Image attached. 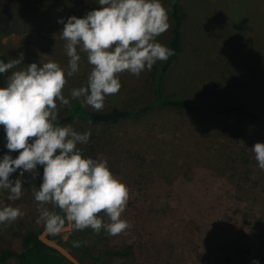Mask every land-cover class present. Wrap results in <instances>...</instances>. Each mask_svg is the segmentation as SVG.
I'll list each match as a JSON object with an SVG mask.
<instances>
[{"label": "rangeland", "instance_id": "1", "mask_svg": "<svg viewBox=\"0 0 264 264\" xmlns=\"http://www.w3.org/2000/svg\"><path fill=\"white\" fill-rule=\"evenodd\" d=\"M162 3L170 28L157 39L171 47L176 26L172 0ZM97 7L95 0H0V60L8 62L24 53L21 65L0 75L1 85H6L11 71L32 62L54 60L67 72L68 57L59 34L63 25L57 21ZM181 12V49L175 51L165 77V92L240 102L264 113V0H182ZM80 55L81 70L66 77L65 96L87 83L92 66L85 53ZM163 62L139 77L119 74L122 87L106 97L103 110L153 101L155 68ZM68 124L79 132L91 130L89 142L79 145L83 154L106 157L111 172L130 190L121 217L131 224L126 234L76 230L83 245L69 248L85 264H251L253 258L264 264V170L251 149L264 142V126L254 127L242 115L223 117L165 106L119 123L78 119ZM4 137L0 125V150H7ZM38 167L21 177L25 183L18 200H8V192L0 190V202L24 213L11 224H0V264H21L16 256L2 255L8 249L20 251L27 230L43 228L37 223L33 197L42 178L31 180ZM233 210L236 214L229 221ZM125 246L131 251L123 256L99 257L107 248Z\"/></svg>", "mask_w": 264, "mask_h": 264}, {"label": "clouds", "instance_id": "2", "mask_svg": "<svg viewBox=\"0 0 264 264\" xmlns=\"http://www.w3.org/2000/svg\"><path fill=\"white\" fill-rule=\"evenodd\" d=\"M95 3L99 7L83 16L57 21L63 25L59 34L68 57L67 72L54 60L39 65L32 62L11 71L6 85L0 86V125L8 150L0 156V190L8 192V200H18L25 183L21 177L42 166V181L33 192L39 212L37 223L42 222L44 230L53 235L61 232L66 222L76 230L91 228L97 234L103 229L108 236L126 234L131 227L121 218L129 188L111 172L106 157L83 154L79 145L89 142L91 130L79 132L71 124L60 125V109L70 108L71 102L78 100L81 107L101 111L106 97L122 87L119 74L139 77L175 54L157 39L170 28L162 0ZM80 53L86 54L92 66L87 83L65 96L66 77L81 70ZM23 59L21 52L8 62L0 60V74L17 68ZM251 149L258 167L264 170V142H256ZM14 151H18L15 157L11 155ZM13 173L18 175L13 178ZM49 204L63 215L50 210ZM23 214L19 207L0 202V224H11ZM251 264H260V260L253 258Z\"/></svg>", "mask_w": 264, "mask_h": 264}, {"label": "trees", "instance_id": "3", "mask_svg": "<svg viewBox=\"0 0 264 264\" xmlns=\"http://www.w3.org/2000/svg\"><path fill=\"white\" fill-rule=\"evenodd\" d=\"M181 2L182 0H172L171 4V14L174 20L176 21V26L173 30V35L171 38V48L174 51L181 49L182 42V29H181ZM176 59V52L173 56H171L167 61H164L160 67L155 68L154 73V91L155 98L153 101L148 103L147 105L135 107V108H120V107H112L108 110L103 111H95L90 110L87 107H81L80 101L73 100L71 102V107H66L59 112L58 115V123L60 125H66L75 120H84L86 122L91 121V123H119L122 120L138 116L140 114H144L149 110L159 107H173L184 110H192L196 112H206L211 114H216L223 117H231L233 115H242L247 118V120L254 127L264 126V113L257 111L255 108L243 104L240 102H218L212 99H193L188 97H179L168 95L165 92L164 82L167 72ZM1 75V74H0ZM0 84H2V79L0 76ZM8 150H0V156H2ZM43 167L39 166L38 171L33 174L34 178L31 176V180H35L38 178H42ZM58 213L63 215L62 212ZM230 209L227 208L226 211ZM234 211V210H233ZM204 210L201 208L199 214L202 215ZM198 213V211H197ZM236 214V210L233 215L228 218L229 221L234 218ZM227 217L221 215L220 219H224L225 222H229L226 220ZM67 224V222H66ZM65 224V225H66ZM42 229H29L24 234L21 239V250L16 251L14 249H8L2 257H10L16 256L19 259L21 264H74L65 258L57 249L47 245L44 243L39 235L42 232ZM76 229H71L70 231H61L58 234H48V237L56 240L58 242L63 243L66 247L71 248H81L83 245L82 240H78L75 237ZM78 242V245H77ZM70 249V248H69ZM131 251V246H125L120 249L107 248L105 249L99 257L103 255H112V256H123ZM89 254L88 251L84 252V255L87 256ZM77 256V255H76ZM82 262H84V258H80L77 256ZM85 263V262H84Z\"/></svg>", "mask_w": 264, "mask_h": 264}, {"label": "water", "instance_id": "4", "mask_svg": "<svg viewBox=\"0 0 264 264\" xmlns=\"http://www.w3.org/2000/svg\"><path fill=\"white\" fill-rule=\"evenodd\" d=\"M0 86H2L0 84ZM71 229H73L72 224L67 223L61 231H70ZM48 232H46L44 229L42 230V232L40 233L39 237L40 239L46 243L47 245L57 249L63 256H65L66 259H68L70 262L74 263V264H85L84 262H82L77 256L76 254H74V252H72L68 247H66L63 243L58 242L56 240H53L51 238L48 237Z\"/></svg>", "mask_w": 264, "mask_h": 264}]
</instances>
